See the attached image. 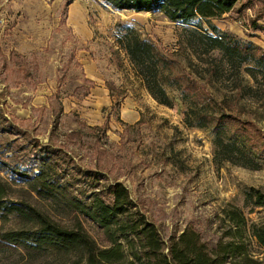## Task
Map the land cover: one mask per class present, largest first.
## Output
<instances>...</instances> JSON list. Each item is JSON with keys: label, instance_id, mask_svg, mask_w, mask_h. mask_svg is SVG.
<instances>
[{"label": "rangeland", "instance_id": "obj_1", "mask_svg": "<svg viewBox=\"0 0 264 264\" xmlns=\"http://www.w3.org/2000/svg\"><path fill=\"white\" fill-rule=\"evenodd\" d=\"M197 22L211 34L214 25L264 50V30L252 24L264 26V0H240L231 13L188 25L158 11L115 9L103 0H0V145L26 139L51 145L62 167L81 172L75 188L87 197L107 183L123 182L165 240L189 224L212 246L222 229L217 218L227 205L241 208L252 221L264 220L262 208L248 213L245 205L250 189L264 193V141L257 135L264 138L263 73L256 82L242 71L241 89H232L235 75L225 66L213 80V98L227 96L233 114L253 124L257 139L251 140L250 154L259 163L256 169L218 166L211 129L185 124L186 105L171 88L173 107L154 100L119 42L131 27L174 58L182 74L193 65L200 71L210 57L199 58L185 47L183 31ZM5 152L1 155L10 157L5 160H17L19 152ZM91 171L99 174L94 188L87 182ZM0 177L13 190L8 199H25L69 224L47 200L12 179L7 167ZM84 224L101 243L98 226ZM12 226L0 220V228ZM251 250L264 258L254 238ZM18 259L14 251L0 250V264Z\"/></svg>", "mask_w": 264, "mask_h": 264}, {"label": "trees", "instance_id": "obj_2", "mask_svg": "<svg viewBox=\"0 0 264 264\" xmlns=\"http://www.w3.org/2000/svg\"><path fill=\"white\" fill-rule=\"evenodd\" d=\"M103 1L119 10L158 11L173 22L188 25L197 18L231 13L240 0ZM252 24L264 30V26ZM209 27L212 34L198 22L183 29L185 47L199 58L210 57L206 68L199 71L193 65L187 74L179 71L174 58L131 27H125L119 42L154 100L173 107L175 98L167 91L171 88L186 105L185 124L211 129L216 165L229 162L256 169L259 163L250 154V146L254 145L251 140L257 139L253 124L233 114L227 96L215 100L210 88L224 66L235 75L232 89H241L238 77L242 71L257 82L258 73L264 75V50L214 25ZM214 52L218 53L217 58L213 57ZM231 127H234L232 132ZM257 135L264 141L261 133ZM25 142L9 141L0 145V171L7 167L12 179H20L29 192L47 200L58 214L68 217L69 224L57 221L25 199H8L13 190L0 177V220L3 224L13 223L10 228H0V250L14 251L19 256L14 264H264V258L251 250L253 238L264 249V220L248 219L241 208L233 205L222 208L217 218L222 229L212 246L189 224L165 240L123 182L116 180L93 190L89 197L82 195L79 186L75 188V181L81 180L77 177L81 172L62 167L51 145L40 144L35 139ZM261 146L264 148V142ZM3 148L6 152H19L15 154L17 160H5L10 157L1 155ZM87 179L94 188L99 174L91 171ZM245 205L250 206L248 213L262 208L261 214L264 193L250 189L245 194ZM88 220L100 229L101 243L85 227Z\"/></svg>", "mask_w": 264, "mask_h": 264}]
</instances>
